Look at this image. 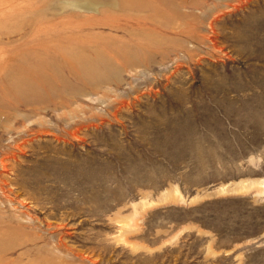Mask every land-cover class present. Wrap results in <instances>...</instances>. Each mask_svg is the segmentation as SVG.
<instances>
[{"label": "rangeland", "instance_id": "1", "mask_svg": "<svg viewBox=\"0 0 264 264\" xmlns=\"http://www.w3.org/2000/svg\"><path fill=\"white\" fill-rule=\"evenodd\" d=\"M0 159V264H264V0H0Z\"/></svg>", "mask_w": 264, "mask_h": 264}, {"label": "bare ground", "instance_id": "2", "mask_svg": "<svg viewBox=\"0 0 264 264\" xmlns=\"http://www.w3.org/2000/svg\"><path fill=\"white\" fill-rule=\"evenodd\" d=\"M17 144H18V143H17ZM20 147H22V146H20ZM20 147L16 145V148L19 149V150H20ZM21 150H22V148H21ZM0 160H1V159H0ZM1 162H2V165H3V169L5 170L7 165H4V162H5V161H4V162L1 161ZM1 162H0V163H1ZM2 165H1V166H2ZM48 165H49V164H48ZM5 182H6V181H5ZM3 183H4V182H3ZM4 184H5V183H4Z\"/></svg>", "mask_w": 264, "mask_h": 264}]
</instances>
